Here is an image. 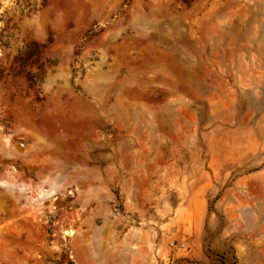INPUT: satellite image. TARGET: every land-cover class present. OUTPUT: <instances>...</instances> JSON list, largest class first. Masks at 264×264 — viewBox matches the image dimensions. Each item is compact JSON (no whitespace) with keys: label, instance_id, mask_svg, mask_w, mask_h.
<instances>
[{"label":"rangeland","instance_id":"rangeland-1","mask_svg":"<svg viewBox=\"0 0 264 264\" xmlns=\"http://www.w3.org/2000/svg\"><path fill=\"white\" fill-rule=\"evenodd\" d=\"M0 264H264V0H0Z\"/></svg>","mask_w":264,"mask_h":264},{"label":"bare ground","instance_id":"bare-ground-1","mask_svg":"<svg viewBox=\"0 0 264 264\" xmlns=\"http://www.w3.org/2000/svg\"><path fill=\"white\" fill-rule=\"evenodd\" d=\"M111 89L112 90L116 89V87L112 86ZM116 102H117L118 105H120L119 102L121 103L120 99L118 100V96L116 97ZM79 153H80V156L71 157V158H68L67 155L64 154V153L60 154L59 155L60 158H63V159H59V161L51 163L48 166L49 170L53 171L55 169H59V170H63L64 171V166L66 164H80V166H83V169L82 170H76L75 174L79 175L81 173L87 172V170L85 171L84 167L88 165L89 157H91V155L89 156L90 150L87 147H85V150L83 152L79 151Z\"/></svg>","mask_w":264,"mask_h":264}]
</instances>
